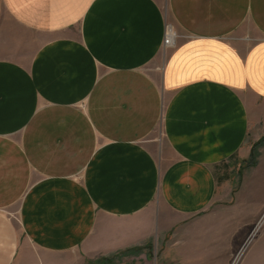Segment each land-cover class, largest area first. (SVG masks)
I'll use <instances>...</instances> for the list:
<instances>
[{
	"label": "crops",
	"instance_id": "crops-1",
	"mask_svg": "<svg viewBox=\"0 0 264 264\" xmlns=\"http://www.w3.org/2000/svg\"><path fill=\"white\" fill-rule=\"evenodd\" d=\"M262 138L264 0H0V264H221Z\"/></svg>",
	"mask_w": 264,
	"mask_h": 264
},
{
	"label": "rangeland",
	"instance_id": "rangeland-1",
	"mask_svg": "<svg viewBox=\"0 0 264 264\" xmlns=\"http://www.w3.org/2000/svg\"><path fill=\"white\" fill-rule=\"evenodd\" d=\"M168 24L174 29L172 23ZM251 146V158L238 160L232 174L224 177L230 187L222 192L216 205L227 217L231 230V240L223 241L221 264H264V223L260 226L264 217V138ZM226 243L231 244L227 247L228 263L224 254ZM148 252L146 247H139L98 259H84L82 264H151Z\"/></svg>",
	"mask_w": 264,
	"mask_h": 264
},
{
	"label": "built area",
	"instance_id": "built-area-1",
	"mask_svg": "<svg viewBox=\"0 0 264 264\" xmlns=\"http://www.w3.org/2000/svg\"><path fill=\"white\" fill-rule=\"evenodd\" d=\"M178 36L174 31L173 27L167 24L165 38H164V46L166 49H174L177 46Z\"/></svg>",
	"mask_w": 264,
	"mask_h": 264
},
{
	"label": "bare ground",
	"instance_id": "bare-ground-1",
	"mask_svg": "<svg viewBox=\"0 0 264 264\" xmlns=\"http://www.w3.org/2000/svg\"><path fill=\"white\" fill-rule=\"evenodd\" d=\"M263 223H264V217H263V219H262V221H261V224H260V226H262V225H263ZM234 264H238V262H236V263H234Z\"/></svg>",
	"mask_w": 264,
	"mask_h": 264
}]
</instances>
